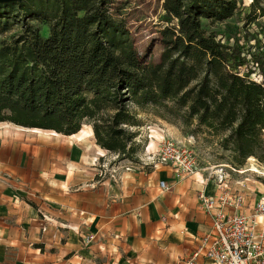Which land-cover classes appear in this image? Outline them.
Returning a JSON list of instances; mask_svg holds the SVG:
<instances>
[{"label":"trees","instance_id":"16d2710c","mask_svg":"<svg viewBox=\"0 0 264 264\" xmlns=\"http://www.w3.org/2000/svg\"><path fill=\"white\" fill-rule=\"evenodd\" d=\"M52 1L49 15L23 9L46 22V37L22 20L21 32L0 44V123L63 136L87 124L97 146L124 155L133 151L137 110H171V103L187 109V120L222 134L220 145L233 152L235 164L261 160L264 54L224 45L200 23L230 17L239 9L236 0H164L175 24L160 31L157 64L140 60L124 23L108 12V0ZM252 1L249 13L264 16L259 0ZM9 29L0 17V34Z\"/></svg>","mask_w":264,"mask_h":264},{"label":"crops","instance_id":"0c3cea01","mask_svg":"<svg viewBox=\"0 0 264 264\" xmlns=\"http://www.w3.org/2000/svg\"><path fill=\"white\" fill-rule=\"evenodd\" d=\"M0 145V264H189L210 230L197 196L216 189L201 173L180 178L156 167L96 180L79 173L82 151ZM243 194L249 204L259 199ZM190 264L210 262L199 256Z\"/></svg>","mask_w":264,"mask_h":264},{"label":"rangeland","instance_id":"374dc122","mask_svg":"<svg viewBox=\"0 0 264 264\" xmlns=\"http://www.w3.org/2000/svg\"><path fill=\"white\" fill-rule=\"evenodd\" d=\"M53 3L52 0H28L20 7L15 5L0 8L1 21H8L10 27L6 33L0 34V44L10 43L12 38L21 32L22 20L36 27L40 34L46 37V22L42 18L35 20L33 16L23 12V9L30 7L34 12L45 11L49 15ZM163 3L164 0H108L105 5L114 19L124 23L129 40L145 64L159 62L163 52L160 31L167 25L175 24L174 20L166 16ZM236 3L239 9L224 20L201 18L202 28L217 36L224 45L237 44L247 52L261 51L264 54V16H260V10L254 14L249 13L248 8L253 4L252 0H236ZM256 6L264 9V1L259 0ZM242 70L243 68L240 71ZM251 79L260 81L261 77L253 74ZM168 105L172 107L171 110H137L138 123L130 128V131L135 133L133 151H126L124 155L97 146L91 127L87 124L82 125V132L77 138L70 140L61 135L54 137L48 133L32 134L6 123L0 126V144L14 146L16 151H57L61 148L66 151H82V170L79 172L82 176L92 172L96 174V180L111 179L119 182L124 172L140 171L148 174L154 171L148 163L152 161L163 141L189 143L198 156L199 173L213 182V186L224 175L223 178L231 190L251 192L258 198H264V132L261 136L262 149L256 151L261 160L249 157L253 159L252 162L247 158L241 165L235 164L233 152L220 145L222 134L214 135L205 127L198 126L196 119L187 120L186 108L174 107L171 103ZM5 128L12 131H6ZM88 151L95 153L90 155ZM92 157H96L95 160H91ZM66 158L68 159V156ZM251 166L256 167L259 173H242ZM19 168L23 169V165L19 164Z\"/></svg>","mask_w":264,"mask_h":264},{"label":"built area","instance_id":"2783aa9c","mask_svg":"<svg viewBox=\"0 0 264 264\" xmlns=\"http://www.w3.org/2000/svg\"><path fill=\"white\" fill-rule=\"evenodd\" d=\"M156 167H166L180 178L199 173L198 156L189 143L163 141L152 161ZM215 183V193L199 192L201 209L211 220L210 230L200 238L188 263L202 256L210 264H264V198L249 204L242 192L233 191L225 178ZM162 191L168 187L164 181L158 184ZM93 236L85 237L89 243Z\"/></svg>","mask_w":264,"mask_h":264},{"label":"bare ground","instance_id":"6f19581e","mask_svg":"<svg viewBox=\"0 0 264 264\" xmlns=\"http://www.w3.org/2000/svg\"><path fill=\"white\" fill-rule=\"evenodd\" d=\"M6 123H2V124H0V126L2 127V126H4ZM9 125H11V124H9ZM13 125V124H12ZM7 126V125H6ZM18 127V126H17ZM16 128V127H15ZM20 129H22V130H25L26 132H30V133H32V134H40V133H48L49 135H51V136H54V137H58V136H60V134H57V133H55V132H53V131H44V130H38V129H26V128H22V127H19ZM6 129V128H5ZM14 129V128H13ZM9 130V129H8ZM7 131V130H6ZM11 132V131H10ZM82 132V129L78 132V133H76V134H74V135H71V136H67L66 138H68V139H75V138H77L78 137V135L80 134ZM12 134V133H11ZM1 136V135H0ZM12 136V135H11ZM4 137V136H3ZM6 144V143H5ZM1 146V145H0ZM60 146V145H59ZM3 147V146H2ZM62 147V146H61ZM20 148V147H19ZM25 148V147H24ZM16 149V148H15ZM4 150V149H3ZM61 152V151H60ZM100 155H102V152L100 153ZM249 160H250V162H252L253 161V159L252 158H249ZM244 172H252V173H259V171H258V169L256 168V167H254V166H251L250 168H246L245 170H243L242 171V173H244Z\"/></svg>","mask_w":264,"mask_h":264},{"label":"water","instance_id":"95a60500","mask_svg":"<svg viewBox=\"0 0 264 264\" xmlns=\"http://www.w3.org/2000/svg\"><path fill=\"white\" fill-rule=\"evenodd\" d=\"M22 0H0V4L11 3V2H21Z\"/></svg>","mask_w":264,"mask_h":264}]
</instances>
